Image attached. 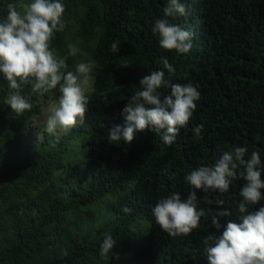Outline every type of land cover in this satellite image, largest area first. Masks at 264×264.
I'll return each mask as SVG.
<instances>
[{
  "label": "trees",
  "instance_id": "16d2710c",
  "mask_svg": "<svg viewBox=\"0 0 264 264\" xmlns=\"http://www.w3.org/2000/svg\"><path fill=\"white\" fill-rule=\"evenodd\" d=\"M21 2L27 1L0 0V18L9 4ZM73 2L81 42L90 43L97 33L87 53L93 71L84 123L63 138L47 135L37 144L29 127L45 112L49 94L56 99L59 93L54 89L39 96L26 86L23 93L33 108L17 117L3 102L7 84L0 79V264H207L202 240L212 230L206 217L215 212L207 200L216 194L198 191L206 217L187 237H169L160 230L151 208L170 192L186 197L185 175L213 163L229 146H246L264 159V0H183L187 14L170 22L190 29L194 37L190 53L179 55L161 49L151 31L166 0ZM64 4L67 11L68 2ZM62 19L64 27L50 47L57 56H67L66 70L74 71L83 50L68 55L71 35ZM117 40L114 54L111 44ZM161 56L175 67L172 76L165 70L166 79L198 87L193 116L171 145L147 129L130 144L109 143V129L122 123L127 98L138 90L141 77L161 67ZM200 124L203 130L197 135L194 129ZM78 140L85 170L69 162L59 183L54 175L64 165L62 156ZM242 183L234 181L219 197L232 213L227 219L237 215ZM112 195L119 196L109 205L108 224L87 235L71 231L68 215L89 213ZM106 233L116 239L108 260L99 254ZM51 241L58 242L54 249H48Z\"/></svg>",
  "mask_w": 264,
  "mask_h": 264
},
{
  "label": "clouds",
  "instance_id": "9594fccd",
  "mask_svg": "<svg viewBox=\"0 0 264 264\" xmlns=\"http://www.w3.org/2000/svg\"><path fill=\"white\" fill-rule=\"evenodd\" d=\"M64 0H28L20 9L8 5L7 14L0 18V79L7 84L4 104L10 114L19 117L33 108L23 89L30 86L39 96L56 90L59 95L43 120V131L58 135L67 133L84 123L88 108L86 92L92 80L91 63L80 62L75 70H66L67 56H57L50 47L54 34L64 27ZM187 14L183 0H166L162 16L155 19L152 33L158 37L161 49L177 55L188 54L193 48L194 33L170 22V18ZM120 42L113 41L111 51L117 54ZM76 48L69 46L68 55ZM161 67L140 78L137 91L131 94L121 110L122 123L109 129L108 142L130 144L144 130L159 136L165 145L175 142L180 129L185 127L200 100L198 87L191 81L173 83L165 78L175 74V67L167 56L158 59ZM167 89L162 94L160 89ZM203 125L194 129L200 135ZM188 192H170L151 208L156 225L169 237H187L200 226L206 210L198 206V191L216 194L208 199L215 205L210 217L212 229L203 237L207 264H264V159L259 151L248 152L246 146L232 145L211 164H201L184 177ZM234 181H243L239 188L237 215L219 198L228 193ZM258 207H254L258 205ZM125 212L130 209H124ZM208 211H211L209 209ZM224 218L225 223L220 220ZM116 239L106 233L99 254L107 257Z\"/></svg>",
  "mask_w": 264,
  "mask_h": 264
},
{
  "label": "rangeland",
  "instance_id": "374dc122",
  "mask_svg": "<svg viewBox=\"0 0 264 264\" xmlns=\"http://www.w3.org/2000/svg\"><path fill=\"white\" fill-rule=\"evenodd\" d=\"M26 1L28 2V0H26ZM66 1L68 2V5L70 8L67 9V11L65 10L63 16H65V18L67 19L65 22L67 24V27L70 30V35H71L70 45L74 46L78 50H83L80 53L78 52L80 54L79 62L91 63V65H92V61H91V59L87 53L90 50L91 45H93V43L95 42V39L97 38V33H95V36L90 43L81 42V39L79 37L78 25H77V19H78L79 15H76V12L74 13L75 10L73 7V6H75V3L73 2V0H66ZM66 1L64 0V3H67ZM69 1H71V2H69ZM72 2H73V5H72ZM26 3L25 2L19 3V5L17 6L18 9H20ZM91 75H92V73H91ZM90 90H91V81H90V86H89L86 93L90 92ZM51 95H52V93L49 94V97L51 98V102L49 103L48 106H46L44 108L45 112L39 117V119L34 121V123H32L29 127L30 129H32L33 139L39 145L43 142V140L45 139V137L47 135H52V136L60 139V138L65 137L68 134V132H67V133H59L58 135H53V134H49V133H46L43 131V120L48 115V109L50 108L51 104L56 100ZM75 143H76V148L68 149V151H67V149L65 150V153L62 156V162L64 163V165L62 168H59L55 172L54 179H56L59 183L62 182V180H63L62 177L65 176L66 169H67V166H66L67 163L76 162V163H78V165L83 170H85V165L83 164V161H82L83 160V154H82V151L80 150L81 144H80L79 140H78V143L76 141H75ZM118 196L119 195H112V196H106V197L102 198L91 208V212H89V213H86L84 211L79 212L80 210H78L77 211L78 214H76V216H72V214L68 215V217L66 218V220H67L66 223L70 226L71 231L76 235L77 234H80V235L86 234L87 235L89 233L91 234L92 232H94L98 226L108 224L109 221L111 220V217H112L111 213L109 211V205L111 202L116 200ZM22 209H23V205L20 202L17 210L19 212H21ZM144 224L145 223L142 222V224H140V227L141 226L144 227ZM145 227L148 228L147 225ZM138 232L141 233V230H138ZM57 244H58V242L51 241L48 244V249H54L57 246ZM124 262L125 261H123L122 263H124Z\"/></svg>",
  "mask_w": 264,
  "mask_h": 264
}]
</instances>
